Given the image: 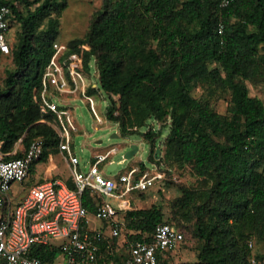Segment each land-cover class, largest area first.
Returning <instances> with one entry per match:
<instances>
[{"label":"trees","instance_id":"1","mask_svg":"<svg viewBox=\"0 0 264 264\" xmlns=\"http://www.w3.org/2000/svg\"><path fill=\"white\" fill-rule=\"evenodd\" d=\"M220 1L103 0L85 36L67 42L61 64L85 76L95 70L96 89L109 101L106 118L118 124L121 136H143L152 159L167 131L163 163L188 166L195 177L194 187L181 188L169 221L159 207L135 209L133 201L174 180L171 171L167 180L132 195L122 213L125 240L151 242L155 227L167 223L183 234L181 245L184 220L200 242L195 264H249L250 256L264 264V255L254 252L264 244V102L250 96L244 83L264 80V0H230L226 7ZM0 3L10 10L9 28L11 19L19 25L9 53L0 52L13 66L0 85V158L22 157L39 138V161H46L60 152V136L55 116L40 106L41 78L68 0ZM197 84L228 92L227 114L193 97ZM156 122L161 130L139 131ZM82 202L89 214L95 211L88 192ZM112 249L101 245L98 264L123 263L126 248L120 261ZM57 252L55 243L34 251L49 264ZM171 253H159L158 262L169 264Z\"/></svg>","mask_w":264,"mask_h":264},{"label":"built area","instance_id":"2","mask_svg":"<svg viewBox=\"0 0 264 264\" xmlns=\"http://www.w3.org/2000/svg\"><path fill=\"white\" fill-rule=\"evenodd\" d=\"M229 2L221 0L220 5L226 7ZM9 14V8L0 3V52L3 54L10 51L7 40ZM222 30L220 22L218 32ZM65 51L66 46L53 43V53L41 78L39 96L42 112L52 113L57 120L59 148L69 163L74 188H67L56 179H46L29 187L25 198L12 207L9 197L11 186L27 179L32 164L42 156L43 141L39 138L32 140L22 157L10 160L0 158V264H49L34 251L51 243L56 244L55 239L61 240L56 245L64 256V264H98L101 245L105 244L106 249L111 250V241L121 234L124 223L122 213L131 206L130 201L123 198L131 193L147 191L170 176V170L162 161V136L156 142L152 159H147L148 164L135 161L126 171L113 177L105 176L101 166L116 169L126 160L122 158L114 162L110 159L117 151V147L113 146L104 153L94 155L87 171L78 168L79 160L71 150L70 136V131H76L75 119L69 105L61 103V100L63 94H79L88 103L92 99L87 94L86 76L74 69L67 72L61 64ZM76 58V54L70 56V59ZM112 98L118 100L115 95ZM149 127L158 131L162 126L160 122L150 123L139 131L145 132ZM140 138L141 143H148L143 136ZM84 192L95 199L96 207L92 214L83 205ZM90 217L99 223L98 227L90 226ZM182 240L183 234L173 226L159 224L154 229L151 242L124 241L127 256L122 264H160L158 254L175 252ZM248 246L252 248L251 241ZM249 264L263 263L250 256Z\"/></svg>","mask_w":264,"mask_h":264},{"label":"rangeland","instance_id":"3","mask_svg":"<svg viewBox=\"0 0 264 264\" xmlns=\"http://www.w3.org/2000/svg\"><path fill=\"white\" fill-rule=\"evenodd\" d=\"M102 3L103 0H68V6L62 12L59 19V34L54 43L66 46L69 40L83 38L90 27L95 12L102 7ZM18 5L19 9L23 11V6L21 4ZM18 30V23L11 19L7 34L10 47L15 42V35ZM11 68H13L11 57H0V85L5 77V70ZM96 76V72L86 76L87 89L92 88V84L96 83ZM244 83L249 90L250 96L257 97L264 102V80H258L256 82L246 80ZM191 94L193 97L207 103L218 114H227L230 105L228 92H222L206 85L197 84L193 87ZM91 96L94 100V110L91 104H87L79 98L68 106V108L72 110L76 125L79 128L77 131H70V136L72 138V151L78 158L80 163L79 167L82 171H87L94 151L103 153L111 147L117 146L119 150L114 157L119 161L124 153L128 151L127 147L129 143L134 142L139 144L142 142L140 135L137 134L129 137L119 136L118 138H112L111 135L115 129V125L108 122L105 115L109 101L106 95L98 89H95ZM66 97L70 96L68 94H63V103L69 105V100H67ZM98 118H101L103 122H100ZM95 127L98 129H95ZM166 134L167 131H164L162 134L163 139ZM94 139L100 140L101 143H95ZM139 148V153L132 159L125 160L122 164H119L114 171H107L101 166L104 175L113 177L117 173L126 171L127 168L132 166L138 159L148 164L147 159L150 154L148 143H140ZM54 162L57 168L54 175L67 184H71L73 181L71 179L70 168L64 158L59 153H56L54 155ZM35 166V177L40 178L46 164L37 162L34 164V167ZM168 169L171 171L174 180H167L165 186H156L152 190L145 192L139 199L136 198L133 203L135 209L149 208L155 205L164 213V219L169 221L174 211L173 202L181 195V188L194 187L196 180L188 166L180 167L176 162H171V166H169ZM29 180L28 178L25 182L27 183ZM18 185L19 184L16 183L14 188L16 189ZM89 220L90 226L97 227L99 225L92 217H90ZM182 222L184 225L182 229L185 232V241L175 252L170 254L169 264H195L198 261L197 255L200 242L192 236L191 227L189 226L190 223L184 220ZM125 233L126 225L123 223L121 234L112 249L119 261L122 260L126 252L125 247L122 246L126 236ZM55 242L56 244H60L61 240L55 239ZM254 252L264 255V244L261 242L256 244V250H254ZM53 264H64V256L62 253L57 252L54 255Z\"/></svg>","mask_w":264,"mask_h":264},{"label":"crops","instance_id":"4","mask_svg":"<svg viewBox=\"0 0 264 264\" xmlns=\"http://www.w3.org/2000/svg\"><path fill=\"white\" fill-rule=\"evenodd\" d=\"M96 83H94V84H92V88H95L96 89ZM87 94L91 97V99H92V102L91 103H88V102H85L81 97H80V95L79 94H73V95H69L70 97H66V99L67 100H69V106L71 105V103L74 101V100H76V99H81L83 102H85V103H87V104H91L92 105V109L94 110V107H93V103H94V100H93V98H92V94H89L88 92H87ZM63 97V96H62ZM63 102V100H61V103ZM70 110V112L72 113V110L71 109H69ZM73 114V113H72ZM73 117H74V115H73ZM75 119V118H74ZM99 119V121L100 122H103L102 121V119L101 118H98ZM107 119V118H106ZM57 121V120H56ZM108 121V120H107ZM108 122H111V121H108ZM111 123H113V122H111ZM75 124H76V122H75ZM114 125H115V129L113 130V133H112V135H111V137L112 138H116L115 136L117 135L118 137L119 136H121V134H120V131H119V126H118V124L117 123H113ZM95 129H98L97 127H95ZM77 130H79V128L77 127V125H76V131ZM117 137V138H118ZM94 142L95 143H101V141L100 140H95L94 139ZM141 143V142H140ZM139 143V144H140ZM133 144H136V145H138V152L137 153H139V151H140V148H139V144L138 143H134V142H131V143H129L128 144V147H127V149L129 150L130 149V146L131 145H133ZM71 146H72V144H71ZM117 147V146H116ZM71 150H72V148H71ZM118 147H117V151L114 153V154H112L111 156H110V159L111 160H113L114 162H117V160L115 159V154L118 152ZM73 152V151H72ZM106 152V151H105ZM127 152V151H126ZM125 152V153H126ZM63 158H64V160L67 162V164H68V166H69V163H68V161H67V158H66V155H65V153L64 152H62V151H60V152H58ZM98 153H102V152H98V151H94L93 152V155H92V158L94 157V155H96V154H98ZM104 153V152H103ZM124 153V154H125ZM74 154V153H73ZM55 155V154H54ZM54 155H50L49 157H48V159L46 160V161H37V162H42V163H45L46 164V166H45V168H44V170H43V172H42V174H41V176H40V178H36L35 177V170H36V166L34 167V164L35 163H37V162H35L34 164H32V166H31V168H30V172H29V175H28V177H27V179L29 178L30 180H29V182H25L26 180H24L23 181V183H21V184H19L18 186H17V188L15 189L14 188V186L16 185V183L15 184H13L12 186H11V189H10V191H9V197H10V203H11V205H12V207H14L15 205H17L18 203H20L24 198H25V196L27 195V192H28V189H29V187H31V186H33V185H35V184H38V183H41V182H43V181H45L46 179H56V180H58L63 186H65V187H67V188H70V189H73L74 188V183L72 182L71 184H67L65 181H62L59 177H57V176H55L54 175V172H55V170L57 169L56 168V165H55V162H54ZM75 155V154H74ZM136 155V154H135ZM134 155V156H135ZM124 156V155H123ZM133 156V157H134ZM132 157V158H133ZM123 158V157H122ZM121 158V159H122ZM131 158V159H132ZM120 159V160H121ZM140 159H138V160H136V161H139ZM91 161H92V159H91ZM135 163V162H134ZM80 163L78 164V168L80 169ZM69 168H70V166H69ZM108 168H110V167H108V166H106V170L107 171H114L115 170V167H112V168H110V170H108ZM128 169V168H127ZM81 170V169H80ZM124 172V171H123ZM33 173H34V175H33ZM122 173V172H121ZM71 179H72V177H71ZM73 181V180H72ZM24 182H25V184H24ZM137 193H134V194H129L128 196H126L125 198H123V199H126V200H129L130 201V204H131V201L133 200L132 199V195H136ZM122 199V200H123ZM99 226V225H98ZM97 226V227H98ZM109 264H112V262L111 263H109Z\"/></svg>","mask_w":264,"mask_h":264},{"label":"water","instance_id":"5","mask_svg":"<svg viewBox=\"0 0 264 264\" xmlns=\"http://www.w3.org/2000/svg\"><path fill=\"white\" fill-rule=\"evenodd\" d=\"M115 137L117 138L118 136L116 135ZM137 150H138V145L136 144L131 145L130 149L124 154L123 158L126 160L131 159L135 155ZM108 170H110V168H108Z\"/></svg>","mask_w":264,"mask_h":264}]
</instances>
